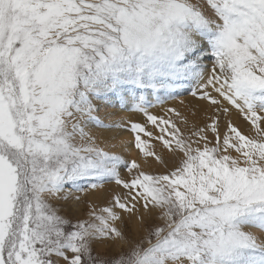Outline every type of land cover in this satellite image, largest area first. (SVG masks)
I'll use <instances>...</instances> for the list:
<instances>
[{
  "label": "snow or ice",
  "instance_id": "snow-or-ice-1",
  "mask_svg": "<svg viewBox=\"0 0 264 264\" xmlns=\"http://www.w3.org/2000/svg\"><path fill=\"white\" fill-rule=\"evenodd\" d=\"M185 86L206 115L187 136L188 117L148 98ZM98 102L146 122L106 124ZM93 128L177 164L150 174ZM113 183L123 195L85 201ZM145 214L163 226L101 254ZM0 264H264V0H0Z\"/></svg>",
  "mask_w": 264,
  "mask_h": 264
},
{
  "label": "rangeland",
  "instance_id": "rangeland-1",
  "mask_svg": "<svg viewBox=\"0 0 264 264\" xmlns=\"http://www.w3.org/2000/svg\"><path fill=\"white\" fill-rule=\"evenodd\" d=\"M188 95H190V93H181V95L177 96L178 99L182 98V97H187ZM156 97V96H155ZM177 97H175L177 99ZM175 98H171L169 97V99H167L168 101H173L176 100ZM151 101V100H150ZM156 101V102H155ZM155 101H151L152 105L156 106H162L158 100ZM167 102V101H165ZM158 104V105H156ZM98 107H99V116L100 118L103 120V118H107L109 119H113L115 117H113V112H104L102 111V106H101V102H98ZM151 107L150 109L154 108ZM167 114V110H164L162 112V115L165 116ZM112 115V116H111ZM155 115V114H154ZM170 115V114H167ZM114 121H118L116 118L113 119ZM124 121V119H123ZM111 122L113 121H109L106 124H112ZM127 122V121H124ZM138 123V122H136ZM200 125L203 126V122H200ZM242 127H241V126ZM238 125V127L245 132L246 134H252L254 135V130L249 133V128L250 125H248L246 122L242 123ZM248 125V126H247ZM153 127V126H152ZM184 131V134L187 136L190 134V129L189 128H183L182 129ZM97 136H99L101 141H104L105 144H107L108 148H110L111 150L115 151L118 154H121L126 160H128L129 162L132 160H136L138 163L144 164V165H149V166H155V164L158 165V168H155L152 172H149L148 170H145L147 172H149L150 174L153 175H161V174H168V172H170L171 170L174 169V167L177 164V161L172 157V156H166L164 157L166 162H167V166L160 164L158 162H156L153 158H149L148 161L145 163L139 162V156L141 155V153H138L139 155H135L134 151L133 152H129L132 148L134 149V144H133V140L132 137L134 139V136L132 133L125 135L124 138V142H119L117 140V138H115L118 132H109L106 130H99V129H95L92 130ZM132 136V137H131ZM107 137V139H106ZM209 139L214 141V137L210 134L209 135ZM115 145V147L113 148L112 146ZM211 146V145H210ZM136 153H137V149H136ZM162 166V167H161ZM121 175L124 176L125 178H131V174H129L125 168H121ZM126 190L121 188L120 186L115 185L114 183L111 185H106L104 189L98 191L97 193L93 194V193H86L84 195V199L86 202L88 203H95L98 205H104L107 203V201L109 199H111V197L114 194H121L123 195L124 192ZM57 207H59V205H57ZM77 211V215L80 218H86L87 217V207L86 205H82L79 209L76 210ZM61 214L63 215H68L67 210L63 209L61 211ZM146 215V214H145ZM146 219H147V223L145 225H141L139 220L136 217H127L125 216V224L122 225V227H124L125 229V233L128 236V239L130 241V244H125L123 246H115L114 248H108V247H102L100 249V252L102 255L105 256H112V255H120L121 253H126L129 248L131 247V244H135L141 240H143L147 235H148V231L150 230L151 226L154 225H160L163 226V221L159 220L157 216L153 215L152 217L148 218L146 215Z\"/></svg>",
  "mask_w": 264,
  "mask_h": 264
},
{
  "label": "bare ground",
  "instance_id": "bare-ground-1",
  "mask_svg": "<svg viewBox=\"0 0 264 264\" xmlns=\"http://www.w3.org/2000/svg\"><path fill=\"white\" fill-rule=\"evenodd\" d=\"M206 64H208L209 68L211 67V63L209 61H205ZM181 93H190L189 90L187 89V87L185 86V88H183L181 90ZM177 97V96H176ZM149 100H157V98L155 97V95H152L150 97H148ZM172 98V97H171ZM167 99H169V97H165L164 95H161L160 96V100H163V101H167V102H164L162 104V106H156L152 109H149V111L152 113V114H155L157 116H163L162 115V112L164 110H167L168 108L170 107H175L178 111H180L184 116L188 117L189 119V129L191 128V124L192 123H197V124H200V122H204V120L206 119V115L205 113L201 110V104L194 98L190 95H188L187 97H182L180 99H177L176 100H173L171 101H168ZM184 100V104L181 105L179 103L180 100ZM156 102V101H155ZM158 105V104H156ZM101 106H102V111L104 112H113V117H115L118 121H114L113 119H107V118H103V121L105 123H108L109 121H113L111 122L112 124H115V123H124L125 124V128L127 127V125L131 122V123H141V124H144L146 122V118L143 116L142 113H138V112H133L131 111V105L128 106L127 109H125L124 107H121L119 104H116V103H111V102H101ZM197 113L196 116H193V113ZM112 116V115H111ZM127 121V122H124L123 121ZM227 118H225L226 120ZM231 119L233 120V122L238 126L242 123H244L245 121L242 119V117H239L238 115H236L235 113L231 116ZM223 124H224V121H222V124H221V131L224 130L223 128ZM181 128H185L183 125H180ZM241 126V125H240ZM248 126V125H247ZM242 127V126H241ZM148 128L149 130H153V127L152 125H148ZM94 130V128L92 129ZM119 133L118 135L115 137L117 138V140L119 142H124V136L127 135V134H130L131 132L130 131H127L125 129H120L118 130ZM132 137V136H131ZM147 139V138H145ZM132 140H133V137H132ZM155 143L156 145V150L158 153L162 154L164 157L166 156H172L170 153H167L165 150H163L160 145H159V142L156 141V142H153ZM134 151V154L137 156L139 155V151L137 150V153H136V149L132 148L129 152H133ZM139 162H142V163H145V160H144V157L142 156V154L139 156ZM142 167L144 168V170H148L149 172H152L155 168H158V165L155 164V166H149V165H144L142 164ZM162 167V166H161Z\"/></svg>",
  "mask_w": 264,
  "mask_h": 264
}]
</instances>
